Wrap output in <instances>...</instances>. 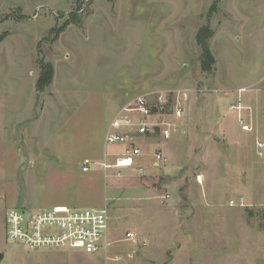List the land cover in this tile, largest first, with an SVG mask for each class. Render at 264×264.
Returning a JSON list of instances; mask_svg holds the SVG:
<instances>
[{"label":"rangeland","instance_id":"1","mask_svg":"<svg viewBox=\"0 0 264 264\" xmlns=\"http://www.w3.org/2000/svg\"><path fill=\"white\" fill-rule=\"evenodd\" d=\"M42 64L54 73L38 88ZM173 90L188 91L174 137L140 136L137 165L103 169L121 107L166 92L173 111ZM258 141L264 0H0V264H264ZM57 205L108 206L109 259L7 239L10 208Z\"/></svg>","mask_w":264,"mask_h":264},{"label":"built area","instance_id":"2","mask_svg":"<svg viewBox=\"0 0 264 264\" xmlns=\"http://www.w3.org/2000/svg\"><path fill=\"white\" fill-rule=\"evenodd\" d=\"M175 91V90H173ZM245 90H241L243 92ZM177 106L173 111L166 109L164 102L166 92H162L156 100L149 95H139L121 107L109 125L105 137L106 144L122 146L111 156L113 163L101 162L103 169L129 168L138 164L145 153L139 145L140 136L159 134L164 141L171 140L178 131L176 122L183 115V100L188 98V91L177 90L175 93ZM241 112L242 105L235 106ZM173 116V118L170 117ZM241 117V116H240ZM242 128L250 131V126L241 118ZM260 154H264V141L257 142ZM109 153L106 154L108 156ZM167 161L163 151L152 153V165L159 167ZM95 163L86 159L84 171H89ZM232 199L231 206L247 207V204ZM110 212L107 205L99 208H72L57 205L44 211L26 210L18 207L10 208L6 213L7 239L29 250L41 248L74 249L90 254H105L111 250L113 241L109 237ZM127 239L135 241L133 232L127 233ZM116 261L121 259L116 256Z\"/></svg>","mask_w":264,"mask_h":264},{"label":"trees","instance_id":"3","mask_svg":"<svg viewBox=\"0 0 264 264\" xmlns=\"http://www.w3.org/2000/svg\"><path fill=\"white\" fill-rule=\"evenodd\" d=\"M203 34H199L198 38H199V41L201 42V45L203 46V59H202V63H203V66L206 67V68H209L210 66L213 65L214 63V58L211 54V51H210V48H209V45L208 43H206L204 41V38H203ZM42 67H43V70L41 72V75L38 79V82H37V85H38V88H44V86L46 84H48L49 82H51L52 80V77H53V69L50 65H43L42 64Z\"/></svg>","mask_w":264,"mask_h":264},{"label":"crops","instance_id":"4","mask_svg":"<svg viewBox=\"0 0 264 264\" xmlns=\"http://www.w3.org/2000/svg\"><path fill=\"white\" fill-rule=\"evenodd\" d=\"M122 149H123V147H122ZM159 150H160V149H159ZM155 151H156V150H155ZM160 166H161V165H160ZM160 166H159V167H160ZM156 168H157V167H156Z\"/></svg>","mask_w":264,"mask_h":264}]
</instances>
